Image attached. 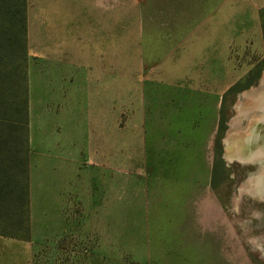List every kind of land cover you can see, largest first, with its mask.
<instances>
[{
	"label": "rangeland",
	"instance_id": "1",
	"mask_svg": "<svg viewBox=\"0 0 264 264\" xmlns=\"http://www.w3.org/2000/svg\"><path fill=\"white\" fill-rule=\"evenodd\" d=\"M90 1L102 11L111 10L112 15V113L124 110L119 124L118 117H112L113 156L128 157L136 147L127 143L135 138L140 144L154 138L158 141L160 134L145 133L158 121L159 124L169 121L173 128L183 130L172 135L175 140L173 162L158 164L152 183L142 179L139 172L121 174L119 168L132 166L118 165L119 160L112 158L106 227L103 220L95 224L98 229L92 226L89 214L81 205L78 214H64L61 227H54L58 221L52 222L53 228L38 232L33 239L36 256L32 264H264V199L241 193L248 181L259 174L261 165L254 161L243 165L228 160L224 147L232 124L239 122L240 131L248 129L250 119L240 118L236 106L243 93L258 88L264 76V0H202L200 17H195L186 26L188 31H184L190 38L187 43L192 58L189 71L194 77L197 69L204 73L210 70L211 64H218L220 78L217 84L187 85L192 99L190 104L185 102L188 106L184 109L181 96L170 84L174 71L167 66L173 58L166 56L168 46L175 47L176 43L174 40L162 42L159 39L162 32L151 28L153 0ZM156 2L160 4L159 12L163 4L167 6V0ZM68 3V0H28L27 18L30 12L36 29L41 18L52 31L60 26L71 29L72 18H77L80 12L77 11L79 6ZM47 6L50 11L46 13V10L40 18L42 9ZM87 7L90 10L88 3ZM78 20L81 25H88L87 17L84 23L81 18ZM163 23L162 30L166 33L168 22ZM203 31L207 35L200 49L193 43ZM38 38L34 36L33 42L38 44ZM153 48L157 51L156 69L150 72L147 67ZM213 48L218 55L213 53ZM214 60L219 61L211 63ZM141 63L147 68L145 71L160 82L159 89H165L160 95L164 103L170 97L177 100H170L171 104L182 103L183 116H153L151 113L150 126L147 122V129L135 132L132 111L138 85H127V78L138 81ZM164 68L169 71L167 78L162 77ZM32 74L38 79L39 61L33 64ZM197 81L193 79V83ZM262 94L264 87L257 95ZM33 122L36 139L40 118L33 117ZM163 147L165 143L160 142L157 151ZM117 181H120L119 188ZM142 183L156 190H142ZM205 201L215 206L207 223L202 208ZM99 229L103 232H98ZM0 249L11 254V257L3 255L1 264L6 261L23 264L19 245L2 243Z\"/></svg>",
	"mask_w": 264,
	"mask_h": 264
},
{
	"label": "crops",
	"instance_id": "2",
	"mask_svg": "<svg viewBox=\"0 0 264 264\" xmlns=\"http://www.w3.org/2000/svg\"><path fill=\"white\" fill-rule=\"evenodd\" d=\"M68 1L70 6H79L77 11L82 14L76 16L78 19L81 18L83 23L84 17H87V26L81 25L80 20L73 17L71 29H62L60 26L52 31L53 28H47L48 25L41 18L48 5L42 9L39 28L36 29L35 23L31 21L30 12L28 14L31 239L23 241L0 236V246L7 242L19 245L20 255H18L23 257V264H32L35 259L33 239L38 232L42 233V230L53 228L52 222L58 221L59 223L54 227H61L64 214H78L81 205L89 214L88 218L92 226L95 227V224L103 220V225L106 227L107 202L112 184V158L119 160L118 165L132 166V168H119L121 174L139 172L142 179L152 183L157 173L156 166L169 165L173 162L175 140L172 135L183 130V128H173L169 121L159 124L157 120L158 124H153L152 130H146L145 133L160 134L158 141L165 143L167 148L163 147L157 151L159 143L155 138L149 143L141 142V144L140 140L135 138V141L130 140L127 143L128 146L136 147L128 157L113 156L112 117H118L117 124H119V117L124 110L112 113L111 10L102 11L91 5L90 0ZM153 3L156 6H153L150 15L153 19L151 28L155 27L162 32L159 36L162 42L171 43L174 40L176 43L175 47L168 46L170 48L166 56L170 59L171 55L173 58L167 66L172 67L174 71L170 76V84L181 96L184 109L188 106L185 102L192 99V91L186 87L187 85L217 84L216 80L220 78L221 66L218 64H211L210 70L204 73L197 69L194 77L189 71L192 58L190 45L188 46L187 43L190 38L184 31H188L186 26L195 17H200L199 13L204 3L202 0L201 2L200 0H167V6L163 4L160 12L158 8L160 4H157L156 0H153ZM49 11L50 9L46 13ZM50 17L54 19L52 14ZM47 20L49 21V18ZM164 21L168 22L166 33L162 30ZM36 35L39 37L38 44L33 42V37ZM206 35V31L201 32L193 44H197L201 49L200 45ZM213 50V53L218 55V51L214 48ZM204 53L201 51V54ZM156 58L157 51L153 48L151 63L147 67L150 68V72L156 69ZM37 61H39L38 79L32 74V66ZM218 61L214 60L211 63ZM144 66L142 63L139 66L138 81L134 82L127 78V85H138L135 110L132 111L136 124L135 132L147 129L148 116L151 113L153 116H183L180 108L182 103L179 102L178 106L171 104L170 100L177 101L176 97L175 100L170 97L164 103L160 95L165 89L163 87L159 89L160 82L152 78L151 74L145 71L147 68ZM163 75L164 78L169 76V71L167 72L165 68ZM194 78L198 80L195 83H193ZM181 86L185 87L181 88ZM37 88L38 93H35ZM160 108L162 110H159ZM35 116L40 118L36 139L33 122ZM165 133L168 135H161ZM163 170L165 171V168ZM119 183L120 181L116 183L118 188ZM141 187L142 190L144 188L153 192L156 190L152 186ZM148 195L152 196V194ZM98 232L103 231L99 229ZM5 254L10 253L0 249V258H4ZM5 264L9 262L6 261Z\"/></svg>",
	"mask_w": 264,
	"mask_h": 264
},
{
	"label": "trees",
	"instance_id": "3",
	"mask_svg": "<svg viewBox=\"0 0 264 264\" xmlns=\"http://www.w3.org/2000/svg\"><path fill=\"white\" fill-rule=\"evenodd\" d=\"M27 5L0 0V236L23 241L31 239Z\"/></svg>",
	"mask_w": 264,
	"mask_h": 264
},
{
	"label": "bare ground",
	"instance_id": "4",
	"mask_svg": "<svg viewBox=\"0 0 264 264\" xmlns=\"http://www.w3.org/2000/svg\"><path fill=\"white\" fill-rule=\"evenodd\" d=\"M246 98L238 106V114L240 118L250 119V125L247 130L240 131L239 122L232 124L231 136L226 140V158L241 163H247V161L260 163L259 174L248 181L241 189V193L247 192L251 196L264 199V145L257 131L261 124L264 125V94L262 96L251 95ZM255 116H258L259 119H256ZM202 208L204 209L205 223H207L208 215L212 214L215 206L212 202L205 201Z\"/></svg>",
	"mask_w": 264,
	"mask_h": 264
},
{
	"label": "water",
	"instance_id": "5",
	"mask_svg": "<svg viewBox=\"0 0 264 264\" xmlns=\"http://www.w3.org/2000/svg\"><path fill=\"white\" fill-rule=\"evenodd\" d=\"M263 78H264V76H263ZM263 78L261 79V81L259 82V85H258V88H253V90H250V91H248V92H245V93H243V95L241 96V98H240V100H239V102H238V104H237V106H236V108H237V110H238V106L245 100V99H247L246 97L247 96H251V95H257V94H259L261 91H262V89H263V85H262V80H263ZM260 125V124H259ZM231 129H230V131H228V134H227V136H226V139L224 140V147H225V157H226V152H227V150H226V145H227V143H226V140L231 136ZM258 131V133L260 134V137L262 138V140H261V142H263V145H264V125H260L259 126V129L257 130ZM235 162H237L238 164H243V163H241V162H239V161H235ZM254 163H259V162H254ZM244 165V164H243ZM258 199V198H257Z\"/></svg>",
	"mask_w": 264,
	"mask_h": 264
}]
</instances>
